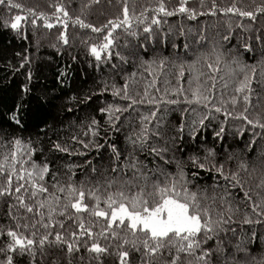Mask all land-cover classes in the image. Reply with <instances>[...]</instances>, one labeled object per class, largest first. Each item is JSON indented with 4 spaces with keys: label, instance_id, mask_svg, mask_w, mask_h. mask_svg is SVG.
Instances as JSON below:
<instances>
[{
    "label": "trees",
    "instance_id": "trees-1",
    "mask_svg": "<svg viewBox=\"0 0 264 264\" xmlns=\"http://www.w3.org/2000/svg\"><path fill=\"white\" fill-rule=\"evenodd\" d=\"M14 2L19 3L22 7L20 9L9 8L7 0L4 4H0V157L10 154L11 145L8 142L13 135L20 136L25 141L31 139L32 146L36 149L31 154V160L37 164L47 162L50 165V171L45 176L49 192L53 191L51 185L57 181L65 185L74 183L77 186L83 181L87 190L89 184L94 187L95 182L99 180L101 181V194L106 195L103 181L115 175L112 172L111 154L107 144H115L121 151V160H123L126 149L125 137L140 127V116H149L153 111L156 112V116L146 121L145 126L156 128L159 125L165 138L150 135L149 148L154 143L169 147L166 138L176 135L180 151L175 153L169 151V157L186 161L189 153H195L203 159L206 155L205 149H213L216 153L214 160L216 164L225 160L229 154L233 155L234 158L227 161L225 165L226 171L234 170L240 159H247L251 169L253 157L256 156V148L264 144V130L248 125L242 118L237 117L236 114L244 110V101L238 97L237 105L233 106L229 97L234 95L235 85L243 76V72L235 63H232L233 56L238 54L239 61L246 65H252L260 58L259 45L255 41H253L256 48L254 55L252 52L245 51L241 46V41L237 39V37H243V42H247L249 25H253L252 34H255L254 29L259 28L261 20H264L260 14H257L256 21H252L248 17H241L238 13L220 11L221 8L233 5V0H215V9L212 7L213 0H187V7L197 13L195 18H190L185 13H174L171 16L158 13L157 18L160 22L158 25H154L151 20L152 12L149 9L148 13L143 14L144 23L133 20L132 31L136 33L135 36L125 33L123 28L115 30L117 40L116 46L112 49L111 58L97 65L95 58L89 54L87 46L102 40L103 35L93 32L90 28H81L78 23L74 24L72 21L79 16L85 23L100 27L106 24L108 19L117 16L122 18L123 0H99L98 3L87 8L84 5L88 3V0H14ZM260 2L261 0H235V6L243 10H251L254 3ZM155 3L156 0H128L129 14L131 15L133 11L140 13L142 7H149L150 4ZM178 3L179 0H165L169 10L175 8ZM56 4L62 5L69 14L63 25L56 23L58 18L63 17V13L56 14ZM133 4H135L134 9ZM29 8L33 9L37 15L28 13L26 10ZM41 12L53 24L52 28L45 26L44 19L38 15ZM13 15L25 17L20 22L18 30L11 29L5 23V21H10ZM33 19L37 20L36 25L31 23ZM145 24L151 27V36L155 39H149V34L143 31ZM181 29H183L184 35L180 34ZM201 29L205 40L198 45L195 38L201 34ZM61 31L65 33L67 44L60 39ZM229 33H231L230 39L226 42L223 41L221 37ZM186 42H190L188 49L184 48ZM117 52L125 59L118 58ZM218 53L223 55L219 65L220 72L217 75L213 103L221 106V112H216L214 107H205L195 102L186 103L184 95H177L171 91L172 88L182 85L185 94L190 97L189 77H194L197 72L202 70L201 65L204 63V57L214 61ZM24 57H28V60L24 61L21 66ZM72 57H76V59L73 60ZM165 57L167 58L166 67L160 69L159 60ZM197 58L200 59V63L194 66V70H190L189 65ZM152 59H155L157 63L150 68L144 62ZM173 61L176 65L184 63L185 72L179 81L176 78L177 68ZM61 70L67 71V74L62 78L63 83L57 79ZM30 71L32 73L31 80L28 79ZM149 72L152 75H149ZM157 72H160V75H157ZM260 73L261 67L257 66V79H260ZM153 78L157 83L149 88V95L145 98L144 103L136 104L133 111L121 112V119L116 122L114 127L106 123L105 115L98 111L99 107L113 104L127 109L130 103V101L122 99V91L120 95H113L115 88L122 89L125 79H128L129 93L139 101L144 93L145 82H150ZM203 79L200 77L201 81ZM226 83L227 88L223 86ZM22 84H27L33 93L40 88L53 93L52 116L45 121L51 125L49 131L42 132L39 129L43 125H34L33 123L21 131L8 121L7 109L20 98L23 91L20 87ZM194 85L195 80L191 86ZM253 87L257 92L261 91L258 85L254 84ZM105 88L106 90L101 91ZM85 91L91 96L88 107L80 102ZM71 96H75L77 99L69 101L68 97ZM148 99H155L158 104L148 103ZM169 100H177L178 103H168ZM222 100L227 103L221 104ZM26 102L28 101L26 100ZM61 102H63L62 108L59 107ZM256 103V97L253 96L252 107H249L246 115L249 119H255L259 113L262 122H264V107H257ZM223 109L231 112L232 115L226 117ZM93 117L99 122V135L94 138L85 132L88 122ZM201 119H204L203 125H199ZM181 121L184 122L182 136L176 133V128L181 124ZM194 121L197 125L196 135L192 136L190 130ZM221 127L224 129L223 133L214 136L213 133L219 132ZM240 128H243L244 131L239 132ZM117 129L119 130L117 131ZM256 133H260V135L257 137L255 147L245 149V145ZM73 135L84 140L85 143L90 139H95L96 143L105 146L99 150L91 146L85 149L82 144L70 139ZM37 136L41 138L39 142H37ZM106 136L108 137L107 144ZM56 140L67 145L69 152L61 153L51 150V142ZM79 152L84 154L80 155ZM139 157L147 163L149 168L153 166L152 157L147 154V151L139 153ZM93 167L97 169L95 174L92 173ZM168 170L174 172L175 164L170 165ZM193 172L197 174L195 178H193ZM52 173L56 174L55 177ZM185 173L186 178L192 181L193 189L197 185L201 188L207 186L209 195H211L214 185H219L216 188L217 193H221L226 187L224 179L216 176L214 171L193 168L190 163H185ZM128 175L130 176L131 172ZM241 178L246 181V188L254 190L250 193L253 200L257 199L255 193L264 195V190L255 187L261 178L259 173L249 178L247 174L241 172ZM4 185L5 175L0 173V186ZM15 185L16 180L13 177V191ZM228 190L235 198L234 207L240 208V211L233 215V220L230 222V227L235 229V233L233 235L232 232H229L228 236L235 243L236 237L243 239L255 232L256 239L252 241L255 246L250 250L259 259L260 253L264 251L260 245V237L264 236V224L255 223L257 217L251 214V209L246 207L245 203H239L243 198V193L239 189L229 188ZM86 202L93 203L94 201L86 199ZM9 204L13 205L11 210ZM10 211L11 215H9ZM245 211L250 213L253 223H242ZM25 215L28 217V223L31 224L34 213L26 214L25 210L16 204L13 196H0V232L10 227L15 229L17 222L23 225ZM13 216L18 217V220H14ZM83 216L86 223L89 222L88 214L84 213ZM35 219L39 220L40 217L36 216ZM55 219L64 221L65 236H68L70 231H79L71 219H65L59 214L55 215ZM57 230H60V226L53 225L49 232L51 240L55 239ZM20 231L26 230L21 227ZM31 231V228L27 230V232ZM93 231L98 232L100 228L94 227ZM39 234H44L42 228L39 229ZM220 236L223 238L224 233H221ZM94 239H98L102 245L108 246L107 241L103 238L94 237ZM5 241L6 237L0 235V247ZM36 242L38 245L39 235L36 237ZM78 243L79 250L74 251L70 257L72 264H89V262L90 264H119L118 258L112 254V247H109L108 254H102V261H97L93 258L95 254H90L84 247L85 237H80ZM212 243L214 244L215 240ZM66 251V246L57 247L46 243L45 252L47 255L43 258V264H53L54 258L58 260L59 264H68L69 257L66 256ZM238 255L241 259H245L242 255ZM3 258L4 254L0 253V260ZM139 258L137 253H132L133 264H137ZM15 264H29V257L27 255L21 257L16 254ZM36 264H41L39 250H37Z\"/></svg>",
    "mask_w": 264,
    "mask_h": 264
},
{
    "label": "snow or ice",
    "instance_id": "snow-or-ice-1",
    "mask_svg": "<svg viewBox=\"0 0 264 264\" xmlns=\"http://www.w3.org/2000/svg\"><path fill=\"white\" fill-rule=\"evenodd\" d=\"M99 0H88L84 5L85 8L98 3ZM5 0H0V4H4ZM9 8L20 9L22 5L15 3L14 0H7ZM213 9L216 8L215 0H213ZM56 14L63 13L62 18H58L56 23L63 25L65 19L68 18V12L60 5L56 4ZM135 4H133V9ZM151 9L152 24L158 25L159 20L157 14L171 16L174 13H185L190 18H195L197 13L193 9L187 7V0H179V3L169 10L165 4V0H156L155 4H150L149 7H142L140 13L129 14L128 0H123L122 18L117 16L108 19L106 24L100 27H95L93 24L85 23L79 16L72 22L78 23L81 28H90L95 33L103 35V39L97 43H91L87 46L89 54L95 58L97 65L100 62L110 59L112 49L116 46L117 37L115 30L123 28L128 35L135 36L132 31L133 20L144 23V13H148ZM28 13L37 15L33 9L26 10ZM220 11L238 13L241 17H248L252 21L257 20V14L264 17V0L260 3H254L251 10H243L233 5L227 8H221ZM44 19V24L47 28H52L53 24L49 22L44 13L38 14ZM25 19L21 15L11 16L10 21H5L13 30H18L20 22ZM36 25L37 20L31 21ZM143 31L148 33L149 39H155L151 36V27L145 24ZM249 35L247 42H243V37H237L241 41V46L247 52L256 53V48L253 45L255 41L259 45L261 53L259 60L252 65H246L239 61L238 54L233 56L232 63L243 72V76L238 80L234 88V95L229 97L233 106L237 105L238 97L244 101V110L238 112L237 117L242 118L248 125L259 127L264 130V122H262L259 113L255 119H249L246 115L249 107H252V97H256V106L264 107V20H261L259 28H255L253 35V25L247 28ZM184 35L183 29L180 31ZM231 33L221 37L223 41L230 39ZM60 39L67 44V38L63 31L60 32ZM187 39V37H186ZM196 43L205 40L203 30L201 34L196 36ZM143 47V45H140ZM175 47V45H173ZM190 47V42H186L185 49ZM215 51V49H213ZM222 53H218L214 61L204 57V63L201 65L202 70L196 75L189 77L191 96L185 94L183 86L172 88L171 91L177 95H184L186 103L202 104L205 107H214L216 112H221L222 108L213 103L215 97V89L217 84V75L220 72V61ZM116 56L120 59H125L119 52ZM73 60L76 57H72ZM28 57H24L21 61L23 66L24 61ZM167 58L159 60V68L166 67ZM151 68L157 63L155 59L145 61ZM200 63L197 58L189 65L190 70H194V66ZM177 68L176 78L179 81L184 75V63L175 64ZM261 67L260 79L256 78V67ZM115 67V66H114ZM231 71V70H230ZM67 74L66 70H61L58 80L63 83V77ZM135 75V74H133ZM149 75H152L149 72ZM160 75V72H157ZM203 77V81L200 80ZM32 73H28V79L31 80ZM195 80V85H192ZM157 83L153 78L150 82H145V88L142 98L137 101L130 93L128 79H125L123 88H115L113 95H120L123 92L122 99L130 101L127 109L120 105L106 104L99 107L98 111L105 115V121L111 126H115L116 122L121 119L120 113L124 111H133L134 106L138 103H144L145 98L149 95V88ZM167 83V81H165ZM260 87L261 91L257 92L253 85ZM210 85V86H209ZM227 88V83L223 85ZM22 94L20 98L7 109L8 121L23 131L30 123L34 125H43L39 130L49 131L51 125L45 121L52 116L51 108L53 106V93L46 89H37L35 93L27 84L21 86ZM115 87V86H114ZM105 89H101L104 91ZM158 90V89H157ZM211 93V94H210ZM77 97H68L69 101H75ZM26 100L28 102H26ZM91 96L85 91L81 104L88 107ZM148 103L158 104L155 99H148ZM168 103L176 104L177 100H169ZM227 103L221 101V104ZM63 107V102L59 105ZM225 115L231 116L232 113L226 109ZM70 111V109H69ZM156 116L153 111L149 116H140V127L134 129L125 137L126 149L121 160V151L118 150L115 144H107L108 137L105 141L111 154L112 172L115 175L103 181V189L106 195L101 194V181L97 180L95 186L88 185L87 190L82 181L79 186L74 183L62 184L59 181L51 185L53 191L49 192L46 186L45 176L50 171V165L45 162L37 164L31 160V154L36 151L32 146L33 141L23 140L20 136L13 135L8 143L11 145L10 160L9 155L0 157V173L5 175V185L0 186V196H13L19 208L24 209L25 213H34L31 224L28 223V217L25 215L24 223L21 225L17 222L15 229L7 228L0 232V235L6 237L3 246L0 247V253L4 254L0 264H15V255L21 257L27 255L29 264H36L37 250L41 254V264L43 258L47 255L45 252V244L56 245L57 247L66 246V256L69 257L68 264H72L70 259L74 251L79 250V239L85 237L84 247L97 261H102V254L109 253V247L113 248V255L118 258L119 264H133L132 253L139 255L137 264H264V251L260 253L259 259L253 255L251 248L255 245L252 243L256 239V233L252 232L250 236L243 239L236 237V242L233 243L232 238L228 236L229 232L235 233V229L230 227V222L233 220V215L240 211L239 207H234V197L228 190L239 189L243 193V198L239 203H245L246 207L251 209V214H254L257 219L255 223L264 224V195L255 193L256 200H253L252 188H246V181L241 178V172L248 175L249 178L256 173L260 175V181L256 184V188L264 190V144L256 148V156L253 157L252 167L249 168L247 159H240L235 169L226 171L225 165L227 161L234 157L229 154L225 160L219 164L214 162L216 153L213 149H205L206 155L203 159L195 154L189 153L186 161L169 157V151L173 153L180 151L179 142L176 135L167 137L169 147L152 144L148 147V141L151 136L157 138H165L160 131L159 125L156 128L145 126V122ZM204 124V119L199 121V125ZM196 122H193V127L190 130V135H196ZM99 122L93 117L85 129L86 134L91 137L99 135ZM119 129H117L118 131ZM184 122L176 128V133L183 135ZM224 129L221 127L219 132L213 133L214 136H219ZM243 132L244 129H238ZM260 133L252 136L251 141L245 145V149L255 147L257 137ZM37 136V142L40 141ZM72 141L82 144L85 149L90 146L97 150L103 148L95 142V139H90L87 143L84 140L78 139L76 135L71 136ZM51 150L68 153L67 145L62 144L59 140L52 141ZM147 151V154L152 157L151 168L148 167L144 160H141L139 153ZM83 155V152H79ZM159 161V163H157ZM87 163V161H86ZM175 164L176 170L171 172L168 167ZM185 163H190L193 168H198L205 171H214L216 176L223 178L226 182V187L221 193H217L216 188L219 185H214L211 195L207 191V186L201 188L199 185L193 189L192 181L186 178ZM7 167V170H6ZM70 167V166H69ZM97 172L96 167L92 168V173ZM131 172L129 176L128 173ZM55 177V173H52ZM197 174L193 172V178ZM13 177H15L16 185L13 191ZM60 193L61 195H58ZM42 194H44L42 196ZM87 200L94 201L93 203L86 202ZM63 201V203H62ZM13 207L9 204V209ZM74 210V211H73ZM87 213L89 222L86 223L83 214ZM62 215L65 219H71L72 223L79 231H70L68 236H65L63 228L64 221L56 220L55 215ZM11 215V211L9 212ZM40 217L36 220L35 217ZM14 220L18 217L13 216ZM242 223H253L250 219V213L244 212ZM39 225V228H37ZM53 225H59L60 230L55 233V239L49 238V232ZM21 227L26 231H20ZM99 227L100 231L94 232L93 228ZM31 228V232L27 230ZM44 230V234H39V229ZM224 233L223 238L220 234ZM39 235V244L37 245L36 237ZM70 237V239H69ZM103 238L107 241L108 246L102 245L98 239ZM215 240L213 244L212 241ZM260 245L264 249V236L260 237ZM231 249V251H228ZM242 255L245 259H241ZM83 259V258H81ZM53 264H59L58 260L53 259ZM90 264V262H89Z\"/></svg>",
    "mask_w": 264,
    "mask_h": 264
}]
</instances>
